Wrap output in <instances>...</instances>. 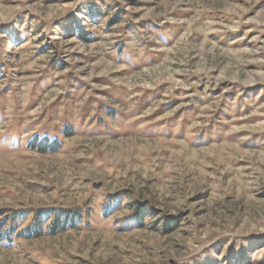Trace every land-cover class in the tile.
<instances>
[{
  "label": "rangeland",
  "instance_id": "374dc122",
  "mask_svg": "<svg viewBox=\"0 0 264 264\" xmlns=\"http://www.w3.org/2000/svg\"><path fill=\"white\" fill-rule=\"evenodd\" d=\"M0 224V264H264V0H0Z\"/></svg>",
  "mask_w": 264,
  "mask_h": 264
},
{
  "label": "trees",
  "instance_id": "16d2710c",
  "mask_svg": "<svg viewBox=\"0 0 264 264\" xmlns=\"http://www.w3.org/2000/svg\"><path fill=\"white\" fill-rule=\"evenodd\" d=\"M45 141V140H43ZM44 142H42L43 144ZM48 146L42 145L41 148H48L49 150H57L59 148V142L57 139H53L52 142H50ZM27 213V211H19L15 212L12 217H11V222H17L20 218ZM79 212L73 211V210H39L34 213L33 219L31 222V225L24 229L21 233L22 236L25 237H32V236H37L42 233V227L43 224L50 218V216H53V221L51 222L48 227L45 228V231H48L50 233H56L60 231L61 229L66 228L69 225H73L74 221L77 220V216H79ZM63 217V218H62ZM5 221L2 222L4 224ZM0 226H2L0 224ZM12 226V225H11ZM9 227L8 230L5 231L4 233H1L0 231V240L1 239H10L11 234L13 233V228L14 227ZM1 229V228H0Z\"/></svg>",
  "mask_w": 264,
  "mask_h": 264
}]
</instances>
